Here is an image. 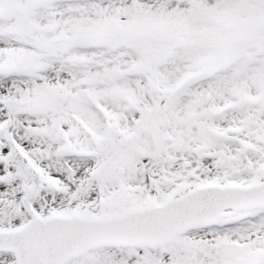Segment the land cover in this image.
Here are the masks:
<instances>
[{
    "label": "snow or ice",
    "instance_id": "1",
    "mask_svg": "<svg viewBox=\"0 0 264 264\" xmlns=\"http://www.w3.org/2000/svg\"><path fill=\"white\" fill-rule=\"evenodd\" d=\"M0 264H264V0H0Z\"/></svg>",
    "mask_w": 264,
    "mask_h": 264
}]
</instances>
